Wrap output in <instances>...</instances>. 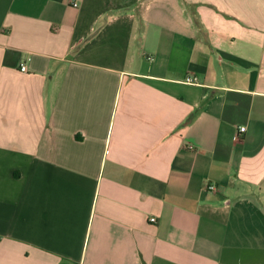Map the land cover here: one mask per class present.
<instances>
[{"label":"crops","instance_id":"crops-1","mask_svg":"<svg viewBox=\"0 0 264 264\" xmlns=\"http://www.w3.org/2000/svg\"><path fill=\"white\" fill-rule=\"evenodd\" d=\"M0 264H264V0H0Z\"/></svg>","mask_w":264,"mask_h":264},{"label":"built area","instance_id":"built-area-1","mask_svg":"<svg viewBox=\"0 0 264 264\" xmlns=\"http://www.w3.org/2000/svg\"><path fill=\"white\" fill-rule=\"evenodd\" d=\"M73 5L77 6L78 3L77 2H73ZM21 70L22 71H26L27 70V67L25 64L21 65ZM246 130V127L245 126H242L240 127V132H244ZM194 146H191V148H193ZM206 190L208 191H211V192H214V191H217L218 190V186L215 184V183H207L204 187ZM151 221H155L156 218L155 217H151L150 218Z\"/></svg>","mask_w":264,"mask_h":264}]
</instances>
